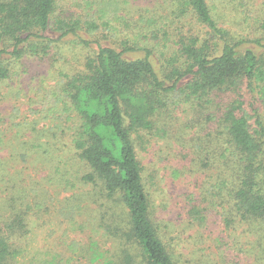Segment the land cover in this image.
Here are the masks:
<instances>
[{
  "label": "trees",
  "instance_id": "1",
  "mask_svg": "<svg viewBox=\"0 0 264 264\" xmlns=\"http://www.w3.org/2000/svg\"><path fill=\"white\" fill-rule=\"evenodd\" d=\"M114 3L0 0V81L11 61L43 57L60 41L92 49L84 71L55 95L96 208L93 260L182 264L194 257L180 243L189 240L180 239L183 229L157 221L136 143L155 130L170 95L211 102L216 92L245 91L253 101L232 98L218 118L223 151L211 197L222 203L223 196V264H264V0H165L163 14L151 6L124 17ZM101 32L118 41H98ZM155 53L165 62L160 74ZM25 214L12 222L22 227ZM205 219L199 206L187 210L188 226ZM9 237L0 232V264L12 258Z\"/></svg>",
  "mask_w": 264,
  "mask_h": 264
},
{
  "label": "rangeland",
  "instance_id": "2",
  "mask_svg": "<svg viewBox=\"0 0 264 264\" xmlns=\"http://www.w3.org/2000/svg\"><path fill=\"white\" fill-rule=\"evenodd\" d=\"M164 2L115 0L109 6H118L124 17L151 6L163 14ZM97 39L118 41L105 32ZM54 45L43 57L11 61L8 77L0 81V232L10 236L9 264H98L90 250L97 238L92 229L96 208L87 200L89 185L81 181L86 166L70 141V121L58 115L61 103L56 104L55 95L69 77L84 71L85 55L92 49L61 41ZM153 59L163 73L164 58L155 53ZM232 98L247 105L253 101L245 91L216 92L209 103L170 95L156 117L155 130L136 143L157 221L165 227L177 224L183 229L180 239L189 236L180 243L189 244L194 257L189 255L182 264H223V196L222 203L212 198L211 185L223 151L218 118ZM191 205L203 209L206 219L201 227L187 224ZM23 211L20 227L12 220ZM10 222L12 227H7Z\"/></svg>",
  "mask_w": 264,
  "mask_h": 264
}]
</instances>
